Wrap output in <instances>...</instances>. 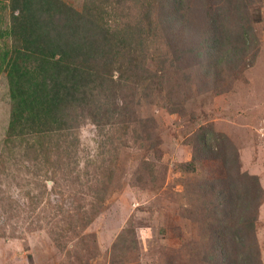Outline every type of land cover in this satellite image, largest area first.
<instances>
[{
  "label": "rangeland",
  "instance_id": "rangeland-1",
  "mask_svg": "<svg viewBox=\"0 0 264 264\" xmlns=\"http://www.w3.org/2000/svg\"><path fill=\"white\" fill-rule=\"evenodd\" d=\"M62 1L76 10L83 4ZM188 2L193 10L199 6V0ZM258 5L249 11L258 42L234 46L242 58L236 70L225 63L217 76L203 38H190L179 69L172 68L163 83L155 84L154 101L113 92L118 107L128 101L141 116L154 119V151L132 147L130 134L122 138L124 125L129 130L137 126L127 121L117 126L118 132L114 126L98 131L85 122L71 136L69 150L59 144L56 132L31 137L33 128L21 124L10 131L8 82L0 74V264H161L169 248L177 250L196 238L194 224L179 211L185 207L183 184L206 173L184 166L201 127L211 126L235 145L241 171L257 176L264 192V9L260 5L258 14ZM194 11L193 27H201L203 17ZM7 16L0 18L1 28ZM223 47L225 57L231 46L225 42ZM172 92L182 105L180 113H170L164 101ZM130 119L139 118L134 114ZM138 163L143 169L155 165L160 181L144 187L133 173ZM98 201L101 205L93 206ZM99 206L82 228L81 218ZM255 231L264 264V200ZM175 264L181 263L176 259Z\"/></svg>",
  "mask_w": 264,
  "mask_h": 264
},
{
  "label": "trees",
  "instance_id": "trees-1",
  "mask_svg": "<svg viewBox=\"0 0 264 264\" xmlns=\"http://www.w3.org/2000/svg\"><path fill=\"white\" fill-rule=\"evenodd\" d=\"M188 1L83 0L76 10L62 0H0V18L8 15L0 27V74L8 82L10 131L21 124L33 128L31 137L43 130L56 132L59 144L69 150L74 146L71 136L85 122L98 131L114 126L116 132L127 121L137 126L129 130L124 125L122 138L130 134L132 147L154 151V119L141 116L129 99L131 105L127 101L118 107L113 92L154 101L155 84L163 83L172 68L179 69L190 38H203L217 76L225 63L233 71L242 63L234 46L258 42L249 11L257 3V13H262L264 0H199L194 10L203 25L197 28ZM225 42L231 47L223 57ZM174 93L164 101L170 113H180L183 108ZM134 114L139 119L131 120ZM190 146L186 170L206 173L193 184H183L185 207L179 212L194 224L196 238L177 250L169 248L161 264H175L176 259L181 264H263L255 231L264 200L258 177L241 171L235 145L211 126L201 127ZM148 165L143 169L138 163L133 171L144 187L160 181L155 165ZM100 208L81 218L82 228Z\"/></svg>",
  "mask_w": 264,
  "mask_h": 264
}]
</instances>
